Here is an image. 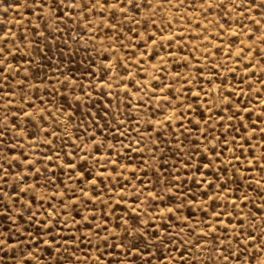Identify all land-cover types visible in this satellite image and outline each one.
<instances>
[{"label": "rangeland", "instance_id": "rangeland-1", "mask_svg": "<svg viewBox=\"0 0 264 264\" xmlns=\"http://www.w3.org/2000/svg\"><path fill=\"white\" fill-rule=\"evenodd\" d=\"M0 47V264H264L262 0H0Z\"/></svg>", "mask_w": 264, "mask_h": 264}, {"label": "snow or ice", "instance_id": "snow-or-ice-1", "mask_svg": "<svg viewBox=\"0 0 264 264\" xmlns=\"http://www.w3.org/2000/svg\"><path fill=\"white\" fill-rule=\"evenodd\" d=\"M97 2H98V0H97ZM120 2H121V0H117V3H120ZM262 2H264V0H262ZM61 3H63V0H61ZM121 10L123 11V9H121ZM5 50H6L5 47H0V61H2V59H3V54H4ZM0 69H2V71H0V76H2L3 75V68L0 67ZM0 135H2V129H0ZM5 171H7V169L4 167L3 164H0V181L5 180V177L3 175V173ZM0 201H2V199H0ZM169 211H171V209H169ZM4 243H5V241L3 239H0V245H3ZM0 250H2V249H0Z\"/></svg>", "mask_w": 264, "mask_h": 264}]
</instances>
